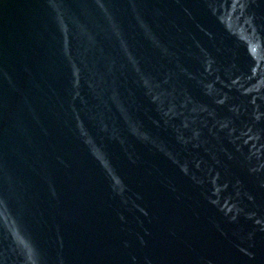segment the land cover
Instances as JSON below:
<instances>
[{"label": "water", "instance_id": "obj_1", "mask_svg": "<svg viewBox=\"0 0 264 264\" xmlns=\"http://www.w3.org/2000/svg\"><path fill=\"white\" fill-rule=\"evenodd\" d=\"M0 264H264V0H0Z\"/></svg>", "mask_w": 264, "mask_h": 264}]
</instances>
